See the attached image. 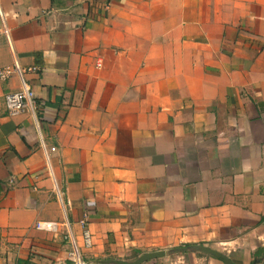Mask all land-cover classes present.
Wrapping results in <instances>:
<instances>
[{
	"label": "crops",
	"instance_id": "1",
	"mask_svg": "<svg viewBox=\"0 0 264 264\" xmlns=\"http://www.w3.org/2000/svg\"><path fill=\"white\" fill-rule=\"evenodd\" d=\"M16 59L37 119L0 79V264H74L68 223L90 264H264V0H0Z\"/></svg>",
	"mask_w": 264,
	"mask_h": 264
},
{
	"label": "built area",
	"instance_id": "2",
	"mask_svg": "<svg viewBox=\"0 0 264 264\" xmlns=\"http://www.w3.org/2000/svg\"><path fill=\"white\" fill-rule=\"evenodd\" d=\"M1 31L8 37L9 29L3 27ZM38 70L36 66H23L18 59L14 61L11 66H5L0 69V79L7 80L14 74L17 75L20 81L21 88L19 90L7 92L5 95V102L7 113L10 117H17L22 115L24 112H30L37 119L36 114V93L30 82L26 78L30 72ZM56 147H52L51 151H55ZM50 162V160H49ZM81 225V239L82 246L84 248H90L93 246V234L88 226V214H85L83 218L79 220ZM70 234L71 243L73 246L74 253V264H90L89 260L86 259L82 253V247L78 243L77 236L73 233L70 223L67 224ZM36 227L40 230L49 232H58L60 230V223L51 220L38 221Z\"/></svg>",
	"mask_w": 264,
	"mask_h": 264
},
{
	"label": "water",
	"instance_id": "3",
	"mask_svg": "<svg viewBox=\"0 0 264 264\" xmlns=\"http://www.w3.org/2000/svg\"><path fill=\"white\" fill-rule=\"evenodd\" d=\"M185 251L204 252L218 259H221L225 264H238L231 257H229L226 253L219 251L215 248H212L208 245H204V244H189V245L175 247L170 250L159 249V250H153V251H146L140 254L134 260L110 259L106 262L110 264H144L145 262H148L151 260L163 258L171 253H180V252H185ZM258 262L259 261L256 259L255 264H257Z\"/></svg>",
	"mask_w": 264,
	"mask_h": 264
},
{
	"label": "trees",
	"instance_id": "4",
	"mask_svg": "<svg viewBox=\"0 0 264 264\" xmlns=\"http://www.w3.org/2000/svg\"><path fill=\"white\" fill-rule=\"evenodd\" d=\"M187 245H189V244H187Z\"/></svg>",
	"mask_w": 264,
	"mask_h": 264
}]
</instances>
